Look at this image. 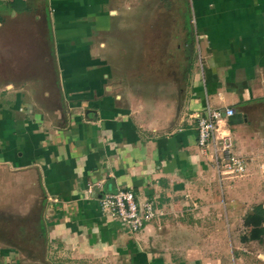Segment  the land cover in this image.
<instances>
[{
    "label": "crops",
    "instance_id": "obj_1",
    "mask_svg": "<svg viewBox=\"0 0 264 264\" xmlns=\"http://www.w3.org/2000/svg\"><path fill=\"white\" fill-rule=\"evenodd\" d=\"M207 107L244 175L198 147ZM118 189L152 204L137 233ZM262 200L264 0H0V264H264Z\"/></svg>",
    "mask_w": 264,
    "mask_h": 264
},
{
    "label": "built area",
    "instance_id": "obj_2",
    "mask_svg": "<svg viewBox=\"0 0 264 264\" xmlns=\"http://www.w3.org/2000/svg\"><path fill=\"white\" fill-rule=\"evenodd\" d=\"M217 97L221 98V94L217 93ZM233 113L230 107H207L196 116L197 145L204 152H208L211 145L215 169L222 175L237 177L246 172L245 160L233 152L230 135L219 130V123ZM99 206L102 214L118 219L131 233L139 232L155 216L152 204L138 203L129 190L102 193Z\"/></svg>",
    "mask_w": 264,
    "mask_h": 264
},
{
    "label": "rangeland",
    "instance_id": "obj_3",
    "mask_svg": "<svg viewBox=\"0 0 264 264\" xmlns=\"http://www.w3.org/2000/svg\"><path fill=\"white\" fill-rule=\"evenodd\" d=\"M154 8L151 7L147 10L150 16H152L154 14L153 13V11L155 10ZM183 43L181 44V47H178V49H179L178 57H176L174 60L176 61V63L179 64V66L184 67L183 69H188L189 66H191L194 63V59H195L194 53H193V51H194L193 41L189 40V43L186 42L185 45H183ZM177 75L185 76V73L178 72ZM262 203H264V200H262ZM248 215H250V214H248ZM246 217H245V220H246ZM262 225H264V223ZM247 226H248V232L246 233V236L251 238V236L253 235V232H252L253 226L252 225H247ZM259 239L260 240L254 244L255 245L254 246V248H255L254 252L258 251L256 253L260 254V257L262 259H264V234H260Z\"/></svg>",
    "mask_w": 264,
    "mask_h": 264
},
{
    "label": "trees",
    "instance_id": "obj_4",
    "mask_svg": "<svg viewBox=\"0 0 264 264\" xmlns=\"http://www.w3.org/2000/svg\"><path fill=\"white\" fill-rule=\"evenodd\" d=\"M245 223L253 226L251 238L258 239L259 235L264 233V228L261 227L264 223V209L261 205L254 207L252 214L246 217Z\"/></svg>",
    "mask_w": 264,
    "mask_h": 264
}]
</instances>
